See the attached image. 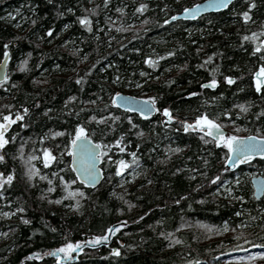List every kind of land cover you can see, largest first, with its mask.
<instances>
[{"label": "trees", "instance_id": "trees-1", "mask_svg": "<svg viewBox=\"0 0 264 264\" xmlns=\"http://www.w3.org/2000/svg\"><path fill=\"white\" fill-rule=\"evenodd\" d=\"M138 1L0 0V58L10 52L0 122L22 115L0 148V264H218L230 251H264V195L255 198L250 181L254 174L264 176V157L223 171L228 148L205 132L161 123L157 114L133 115L131 123L111 103L116 91L140 83L159 109L170 108L179 119L207 114L225 136H263L264 90L256 91L252 72L264 65V50L255 51L264 39V0H239L172 24L163 22L196 0H146L142 12ZM244 11L250 12L247 22ZM7 13L11 22L4 21ZM85 15L91 31L79 23ZM252 33L255 39H243ZM148 57L156 67L145 63ZM229 76L231 84L224 80ZM213 78L218 86L202 87ZM77 125L102 148L104 178L96 188L82 186L68 166ZM160 143L171 153L161 151ZM44 149L54 157L47 165ZM120 160L128 167L117 174ZM134 160L147 172L143 186L119 195L118 177ZM9 174L11 182L4 179ZM77 188L84 195H73L70 211L66 197ZM197 222L216 227L209 231ZM115 223L123 226L109 243L86 248L75 260L48 254L69 240L104 235Z\"/></svg>", "mask_w": 264, "mask_h": 264}, {"label": "snow or ice", "instance_id": "snow-or-ice-1", "mask_svg": "<svg viewBox=\"0 0 264 264\" xmlns=\"http://www.w3.org/2000/svg\"><path fill=\"white\" fill-rule=\"evenodd\" d=\"M105 3H107V0H105ZM231 3V0H206L205 5H195L194 9H189L185 8L183 11L185 13H194L198 14L202 8H217V9H222L228 7V5ZM255 6L254 2L248 4V8L251 9ZM147 7L146 4H140L139 7L137 8L138 12H142L145 8ZM91 11H95V9H91ZM118 11H123V9H119ZM240 15L243 17L244 21L247 22L250 20V12L249 11H244L240 13ZM79 23L88 28L89 31H91V20L87 15L81 16L78 18ZM171 19H175V17H172ZM163 23L167 24L168 20H165ZM67 27V26H66ZM49 34H51L52 29L48 30ZM256 33H252L251 36H246L243 37V39H255L256 38ZM6 47V46H5ZM264 50V39L260 40L257 47L255 48L256 52H260ZM8 53L5 52V56H7ZM166 55L171 56L173 55L172 52H168ZM157 59H161V57H157ZM212 57L209 56L207 57L208 61H211ZM27 61H23V64H26ZM145 63H151L152 67H156L155 62L152 60L151 57H148L145 59ZM215 72V69L212 70ZM143 75V73H142ZM256 91H262V86H264V65H261L260 70L256 73ZM8 77L7 75H4L2 78H0V84H2L5 80H7ZM233 77H225V80L229 84L233 82ZM218 84V81L213 78L210 81H208L205 85H202V87H212L215 88ZM189 95H194V93H189ZM70 100L75 99V97H69ZM127 97H121L120 93H115L114 97L111 100L112 104H116L117 101L119 100L122 104L126 103ZM150 101L149 105H145L143 108L139 109L141 115L145 114H151L153 110L159 111V109H154V98L149 97L148 98ZM239 107L245 111H247V108L245 107L244 104H240ZM27 111V109H25ZM163 112L165 116L167 117L168 120H172L175 117L171 115L170 109L164 108ZM227 115V113H225ZM17 117L22 119L20 117V114L17 113ZM94 119V117L92 118ZM100 119H103L101 117ZM13 119L11 118V114L5 115L3 117V121L0 122V148H3L5 144L8 143V140L5 138V131H7L8 126H10L11 123H13ZM184 130L188 131L189 129H194L195 127H198L201 132L206 131L207 135L210 137L216 138L217 143H222L224 144L230 153H233L234 155L229 156V160L232 161L233 166H235V163L242 160L243 158H251L253 153H257L260 155H264V137H249V138H243V137H238L234 135H227L225 136L224 133L221 131V125L218 124L214 119H211L207 114H203L199 117L196 118V120L190 124L187 121H184ZM86 130L82 125H77L75 129V135L74 138L72 139L71 143L75 148V151L73 152V155L76 156L79 159L80 166L77 168V174L78 176L84 180L85 183H92L95 181L96 176L98 174L95 162L99 158V148L97 145L94 143L90 142V138L85 134ZM118 144L119 141H116ZM22 147V146H21ZM70 151L72 149H69ZM176 152H180L181 149L177 147L175 149ZM135 157V153L132 154ZM44 156L45 160L44 163L47 165L48 163L51 162L54 157L51 156V153L48 149H44ZM4 157L0 155V160H3ZM111 159V157H109ZM135 162V160L133 161ZM75 163V161H74ZM30 167L34 168V165H30ZM128 167V163L124 160H120L118 162V173L124 171L125 168ZM177 171H180V169H177ZM35 172H30L29 175H35ZM3 174L0 173V177H2ZM46 178V177H45ZM8 182H11L13 179L12 174H9L7 177H4ZM220 177L216 176L213 177L214 181L219 180ZM238 183V182H237ZM3 185V180H0V186ZM219 192L220 190L217 189ZM232 191L231 188L227 190V193H230ZM258 191L264 192V183L259 185ZM79 193L80 196H83L84 193L80 189H75L74 191H69L68 195H75ZM2 195V193H0ZM238 199L243 200L244 197L241 196ZM76 207V205H74ZM5 215H11V213H5ZM27 222V221H25ZM200 224L201 227L206 228L207 230L211 231L214 229L216 226L215 225H204L200 222H197ZM182 227L185 225H181ZM224 230L228 229V223L225 221V223L222 226ZM240 227H243L241 224ZM112 228L110 227L108 229V232H112ZM161 235H164V233H161ZM108 239V234L105 233L104 235H98L95 236L93 239L89 240L88 243L92 244H98L100 242L106 241ZM85 243L84 241H67L66 243L62 244L59 248L52 250L51 253H48L49 255H55L58 260H64V259H71L72 258V253L74 251H82L81 245ZM114 252L119 254V249H113ZM63 254V255H61ZM257 255L264 256V253H258ZM237 259H240L239 257ZM248 259H252V257H248Z\"/></svg>", "mask_w": 264, "mask_h": 264}, {"label": "bare ground", "instance_id": "bare-ground-1", "mask_svg": "<svg viewBox=\"0 0 264 264\" xmlns=\"http://www.w3.org/2000/svg\"><path fill=\"white\" fill-rule=\"evenodd\" d=\"M202 1H205V0H196V1H194L193 3H191L190 5H188V6H186V7H184V8H181V9H179V10H176L175 11V13H173L172 15H170L169 17H167L165 20H168V23L169 24H172V23H176V22H178V21H191V22H193V21H195V19H197V18H200V17H203V16H206V15H209V14H213V13H217V12H207V13H204V14H202L201 16H199V17H194V18H187V19H185V18H176V16L179 14V13H181L185 8H189V7H191L192 5H194V4H197V3H199V2H202ZM237 1H239V0H234L231 4H233L234 2H237ZM139 2V4H145V2H146V0H141V1H138ZM230 4V5H231ZM230 5H228V7L230 6ZM228 7H226L225 9H227ZM224 9V10H225ZM221 11H223V10H221ZM218 12H220V11H218ZM9 15V16H8ZM7 17H4V21L6 22V20H12V19H14L13 18V16L12 15H10L9 13H7V15H6ZM172 17H175V19H171ZM9 22H11V21H9ZM65 26V25H64ZM16 27H18V28H16ZM22 28V22H20V23H18V24H16V25H14V27H13V29H15V31H18V30H20ZM62 29V27L60 28V30ZM26 30V29H25ZM25 30L23 31V32H25ZM65 29H63V31L62 32H65L64 31ZM58 32V31H57ZM57 36V38H59L60 37V34H58V35H56ZM54 39H55V41H56V38L54 37ZM50 44H52V42H53V39H51L50 40ZM5 52H7L8 53V55L7 56H5ZM3 57H1L0 58V62H2V60H4V59H6V61H7V63H6V70H5V74L4 75H7V77H8V63H9V56H10V52H9V50L8 49H6L5 51H4V53H3V55H2ZM259 70L258 69H255L253 72H252V77L254 78V80H255V82H256V79H257V77H256V75H255V73L256 72H258ZM170 73H168V75H169ZM217 81H218V84H219V82H220V80H218V79H216ZM224 80H225V78H224ZM7 80H5L2 84H0V88L4 85V83L6 82ZM210 81V80H209ZM208 82V81H207ZM206 82V83H207ZM225 82H227V80H225ZM206 83H204L203 85H205ZM218 84H217V86H218ZM210 88H212V87H210ZM142 89H143V87H142V85L139 83L137 86H135L134 87V89H130L131 90V92H125L124 90H118V91H116L115 93H120V94H125V95H130V96H132V97H134V98H136V99H140V100H142V101H148V102H150L149 101V95L148 94H146V93H143V92H141L142 91ZM115 93L113 94V96H112V98L114 97V95H115ZM117 109H119V110H122V111H124V112H126L128 115V118H127V121L128 122H131L132 123V120H131V118L132 119H134V116L133 115H135V116H139V117H141V118H150V117H153V116H155L156 114L159 116V118H160V120H161V123H165V124H169V125H174L173 123H175V124H181L182 126H183V128H184V121H187L188 123H190V124H192L194 121H195V119H192V120H182V119H179V118H177L176 116H175V112L173 111V110H171L170 108H168V109H170V112H171V115L173 116V117H175L174 119H172V120H168L167 119V117L165 116V114H164V112H163V109L164 108H158L157 107V105L154 103V108L155 109H159V111H156L155 110V113L154 114H150V115H141L140 114V112H138V111H133V112H131V111H128V110H125V109H123V108H120V107H118L116 104H113ZM20 115H21V113H19ZM22 116V115H21ZM20 118H18L17 117V115H16V117H14L13 118V120H14V122L16 121H18ZM13 122V123H14ZM13 123H11L10 124V126H8V128H7V131H5V133H4V135H6L8 132H9V130H10V128H11V126L13 125ZM194 128H195V130L196 131H200L199 130V128L198 127H195L194 126ZM221 128H223V127H221ZM205 133H206V131H204ZM207 134V133H206ZM88 136V135H87ZM89 137V136H88ZM74 138V137H73ZM73 138H71L70 140H69V144H68V156H69V161H68V166L70 167V146H71V141H72V139ZM90 138V137H89ZM214 140V139H213ZM216 141V140H215ZM94 143H96L99 147H100V155L102 154V148H101V145L100 144H98L97 142H95V141H93ZM160 149H161V151H163L164 153H167V154H170L171 153V151L169 150V148L167 147V144H165V143H160ZM100 157L101 156H99V160H100ZM228 158V153H227V156H226V158H225V161H224V163L226 162V159ZM99 166H100V162H99ZM225 167V166H224ZM100 168H101V173H102V179H101V181L103 180V178H104V171H103V169H102V167L100 166ZM70 169H71V171H72V173H73V176H74V179L77 181V182H79L80 184H82V186H84V187H86V188H96V187H98L99 186V184L101 183V181L99 182V184L97 185V186H95V187H90V186H87V185H85V184H83L82 182H80L78 179H77V177L75 176V173L73 172V170H72V168L70 167ZM225 169H223V171H224ZM145 173H147L146 172V170L145 169H142V168H139V166H138V161H136L135 163H133V165H130V167L128 168V169H126V172H123V173H121L120 175H119V177H118V181H117V184H116V187H115V192L117 193V194H123V193H125L130 187H134V186H138V187H142L143 185H141L142 184V182H144V174ZM126 177V178H125ZM128 177V178H127ZM122 178H124V180H126L127 179V181H130V179H133V181H134V183L131 185V186H129L126 190H123V191H117V185H118V183H119V181H121L122 180ZM253 194H254V191H253ZM264 195V194H263ZM67 198V200L68 201H70V204H67L68 206H69V208H70V211H72V210H74V204H75V199H76V197L75 196H73V195H71V196H68V197H66ZM116 224V223H115ZM120 224V223H119ZM114 224H112L110 227H112ZM123 226V225H122ZM122 226H120V227H117V228H115L114 229V231H112V232H106L107 234H108V239L106 240L108 243L111 241V237L116 233V231H117V229L118 228H121ZM109 227V228H110ZM108 228V229H109ZM102 242H100V243H98V244H92V243H88V241H85V243H83L82 245H81V248H82V251H74L73 253H72V258H73V260H75L76 258H77V256L78 255H80L86 248H98L99 247V245L101 244ZM113 249H117V247L116 246H113L112 247V252H114L113 251ZM52 251H48V253H51ZM51 257H53V258H56V256L55 255H50Z\"/></svg>", "mask_w": 264, "mask_h": 264}, {"label": "water", "instance_id": "water-1", "mask_svg": "<svg viewBox=\"0 0 264 264\" xmlns=\"http://www.w3.org/2000/svg\"><path fill=\"white\" fill-rule=\"evenodd\" d=\"M234 0H231V3L233 2ZM206 3V0L205 1H202V2H199L197 4H194L192 5L191 7H189V9H194V6L195 5H205ZM230 3V4H231ZM229 4V5H230ZM225 8H222V9H217V8H202V10L198 13V14H194V13H185L184 11H182L181 13H179L176 18H196V17H199L201 16L202 14L204 13H207V12H218V11H221V10H224ZM6 59L2 60V62H0V78H2L5 74V70H6ZM257 73V72H256ZM255 73V75H256ZM121 97H127V101L126 103L122 104L119 100L117 101L116 105L120 108H123L125 110H128V111H139V109L143 108L145 105H149L150 102L148 101H142L140 99H136L130 95H125V94H121ZM155 109V108H154ZM155 113V110H153L151 112V114H154ZM145 115H150V114H145ZM221 131L225 134L226 133V129L224 128H221ZM207 133V132H206ZM234 136H238V137H243V138H249V137H262V136H257V135H254V134H247V135H234ZM212 139L216 140V138L214 137H211ZM90 142L91 143H94L93 140L90 138ZM95 145H97L96 143H94ZM98 146V145H97ZM99 148V156H100V147L98 146ZM70 149H72L70 151V167L72 168L73 172L75 173V176L77 177V179L82 182L83 184L87 185V186H90V187H95L99 184V182L101 181L102 179V173H101V168L99 166V158L96 160L95 162V166H96V169H97V176H96V179L95 181H93L92 183H85L83 179H81L78 174H77V168H79L80 166V162H79V159L73 155V152L75 151V148L74 146L71 144L70 146ZM231 155H234L233 153H230L229 150H228V158L226 159V162H225V168L224 169H228V170H232L234 168H236V166L240 163H244L246 162L247 160H249V158L245 157L243 158L242 160L238 161L235 163V166H233V163L232 161L229 160V156ZM253 157H264V155H260V154H257V153H253L251 158ZM250 158V159H251ZM75 161V163H74ZM250 181H251V184H252V187H253V191H254V196L255 198L259 199L263 196L264 192H261V191H258V187L259 185H261L262 183H264V176L262 174H254L251 176L250 178ZM123 223H116L114 224L111 228L112 230L114 231L115 228L117 227H120L122 226Z\"/></svg>", "mask_w": 264, "mask_h": 264}, {"label": "rangeland", "instance_id": "rangeland-1", "mask_svg": "<svg viewBox=\"0 0 264 264\" xmlns=\"http://www.w3.org/2000/svg\"><path fill=\"white\" fill-rule=\"evenodd\" d=\"M124 91L131 92L130 89H125ZM262 137H264V133ZM133 183H134L133 179L127 181V179L124 180V178H122V180L119 181L117 185V191L121 192L123 190H126ZM227 194L230 195V193ZM260 248L261 247L259 246L258 247L253 246L246 249L227 252L218 257L219 260L218 264H264V256L257 255L258 253H264V251H262V249ZM238 257L240 259H237ZM248 257H252V259H248ZM198 264H205V263H198Z\"/></svg>", "mask_w": 264, "mask_h": 264}]
</instances>
